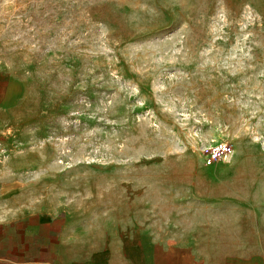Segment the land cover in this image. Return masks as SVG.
I'll use <instances>...</instances> for the list:
<instances>
[{
  "label": "rangeland",
  "instance_id": "obj_1",
  "mask_svg": "<svg viewBox=\"0 0 264 264\" xmlns=\"http://www.w3.org/2000/svg\"><path fill=\"white\" fill-rule=\"evenodd\" d=\"M0 187L87 239L264 218V0H0Z\"/></svg>",
  "mask_w": 264,
  "mask_h": 264
},
{
  "label": "crops",
  "instance_id": "obj_2",
  "mask_svg": "<svg viewBox=\"0 0 264 264\" xmlns=\"http://www.w3.org/2000/svg\"><path fill=\"white\" fill-rule=\"evenodd\" d=\"M15 199L0 187V264H264V218L257 212L228 211L218 237L152 236L149 226L131 224L109 238L87 239L70 220L47 208L24 213Z\"/></svg>",
  "mask_w": 264,
  "mask_h": 264
},
{
  "label": "built area",
  "instance_id": "obj_3",
  "mask_svg": "<svg viewBox=\"0 0 264 264\" xmlns=\"http://www.w3.org/2000/svg\"><path fill=\"white\" fill-rule=\"evenodd\" d=\"M230 152V147L228 146H223V145H218L215 147H212L209 150V160L208 163H216L217 161H220L222 159H224Z\"/></svg>",
  "mask_w": 264,
  "mask_h": 264
},
{
  "label": "bare ground",
  "instance_id": "obj_4",
  "mask_svg": "<svg viewBox=\"0 0 264 264\" xmlns=\"http://www.w3.org/2000/svg\"><path fill=\"white\" fill-rule=\"evenodd\" d=\"M174 263H175V262H174ZM160 264H162V262H161Z\"/></svg>",
  "mask_w": 264,
  "mask_h": 264
}]
</instances>
